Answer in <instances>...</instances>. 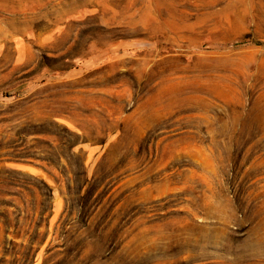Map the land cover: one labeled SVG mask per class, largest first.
Instances as JSON below:
<instances>
[{"label": "rangeland", "instance_id": "1", "mask_svg": "<svg viewBox=\"0 0 264 264\" xmlns=\"http://www.w3.org/2000/svg\"><path fill=\"white\" fill-rule=\"evenodd\" d=\"M0 264H264V0H0Z\"/></svg>", "mask_w": 264, "mask_h": 264}, {"label": "trees", "instance_id": "2", "mask_svg": "<svg viewBox=\"0 0 264 264\" xmlns=\"http://www.w3.org/2000/svg\"><path fill=\"white\" fill-rule=\"evenodd\" d=\"M88 184H89V179H88V176H87V172L84 171L82 174L79 175L78 191H80V194L85 191V189H86ZM72 192H73V189L69 187L68 188L69 200H67V202L72 201ZM80 194H78V196H80ZM48 197L50 199L53 198V191H51V189H50V194H48ZM80 197H82V196H80ZM16 210H18V209L16 208ZM49 210L51 212V210H52L51 206L48 209H40V211H39V220L40 221L44 222L47 219V214L49 213ZM10 214H13V213H10ZM48 228H49V226H48ZM36 235L38 236L39 239H37V241H34L32 243V248H34V246L38 245V248L36 249V253H37L41 249V246L39 245L40 244L39 241L41 239V236L43 235V233L40 232L39 228H38V230H36Z\"/></svg>", "mask_w": 264, "mask_h": 264}]
</instances>
